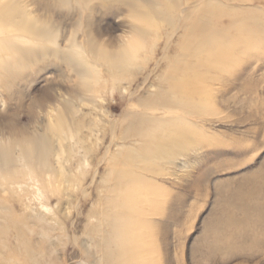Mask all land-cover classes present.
Wrapping results in <instances>:
<instances>
[{
	"label": "rangeland",
	"instance_id": "rangeland-1",
	"mask_svg": "<svg viewBox=\"0 0 264 264\" xmlns=\"http://www.w3.org/2000/svg\"><path fill=\"white\" fill-rule=\"evenodd\" d=\"M13 1L40 30H0L4 254L264 264V0Z\"/></svg>",
	"mask_w": 264,
	"mask_h": 264
},
{
	"label": "bare ground",
	"instance_id": "bare-ground-1",
	"mask_svg": "<svg viewBox=\"0 0 264 264\" xmlns=\"http://www.w3.org/2000/svg\"><path fill=\"white\" fill-rule=\"evenodd\" d=\"M173 1V4H175V2H177L178 0H171ZM187 2L192 3V0H186ZM109 2V1H108ZM53 5V4H52ZM106 11L109 9V7L105 8ZM114 10V9H113ZM192 10V6H186V8L184 9L185 13H186V18L188 19V17L190 16V12ZM208 22V20H207ZM206 23V22H205ZM194 24V23H193ZM4 25H10L12 27H14L16 30H27L29 32L32 33H36L39 30H37L35 27H32V25L30 24V22L27 20V17L20 11L17 9V5L16 2L13 0H7L4 3L0 4V30L4 29ZM173 28L176 29V26L173 25ZM51 29V28H50ZM174 29V30H175ZM88 32V31H87ZM15 33V32H14ZM202 33V32H201ZM216 36V35H215ZM87 37H88V41H87V48H91L93 44H95V41L92 40V38L90 37L89 33H87ZM55 38V37H54ZM76 38V37H75ZM200 42V41H199ZM198 43V42H197ZM180 48V47H179ZM43 50V49H42ZM40 51V50H39ZM118 64V63H117ZM183 72L181 73L180 77L176 76V75H171V82L173 84V89L175 91H177V93H179L180 95H186L189 92H191V83L190 80L187 79V75L188 72H190L191 70L188 69H183ZM114 108V107H113ZM112 110V109H111ZM69 112V111H68ZM161 113V112H160ZM164 113V112H162ZM72 114V113H71ZM148 137H146V139L144 140L143 143V148L147 151V152H151V153H155L156 151L158 152V150L160 149H165L169 143V141L167 139L165 140H152L149 139V135L147 134ZM153 136V135H151ZM36 141V140H35ZM47 143L44 141L42 143V145H40V150L42 154H46L47 152ZM39 151V150H38ZM49 152V151H48ZM10 153V152H9ZM62 155V154H61ZM142 157V156H140ZM47 158V157H46ZM8 155L6 153V151L0 147V165L5 166L8 162ZM27 160V159H26ZM37 161V160H36ZM19 162V161H18ZM21 164V163H20ZM42 166H46L45 162H41ZM13 166V165H12ZM3 168V167H2ZM30 173V171H28ZM28 173V175H29ZM32 178L29 175V179ZM1 209V208H0ZM39 220H42V218H39ZM49 226H44V229H48ZM98 233V232H97ZM101 233V232H100ZM20 235V234H19ZM5 244H3V240L0 237V264H20L17 263L19 262L18 260L20 259L18 253L16 254V252L14 253V255H10V254H4V250H5ZM117 247V246H116ZM118 248V247H117ZM21 249L20 244L18 243L17 246V250L19 251ZM27 249V248H26ZM105 250V249H104ZM118 250V249H117ZM121 253V252H120ZM36 255V254H35ZM32 256V255H31ZM30 256V257H31ZM33 264V263H32Z\"/></svg>",
	"mask_w": 264,
	"mask_h": 264
}]
</instances>
